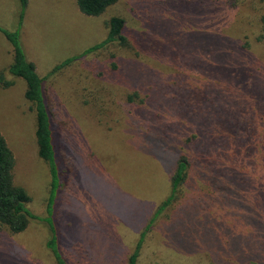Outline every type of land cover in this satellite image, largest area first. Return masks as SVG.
I'll return each mask as SVG.
<instances>
[{
	"label": "rangeland",
	"instance_id": "rangeland-1",
	"mask_svg": "<svg viewBox=\"0 0 264 264\" xmlns=\"http://www.w3.org/2000/svg\"><path fill=\"white\" fill-rule=\"evenodd\" d=\"M143 1L120 0L102 15L87 17L74 0H30L19 24L18 0H0V27L18 32L39 75L75 59L45 82L60 144L82 159L68 185L59 180L54 197H61L56 224L67 264H123L137 244L139 264L148 262L146 255L149 264H264L258 251L249 260L250 250L264 244V231L244 214L264 202L251 205L253 195L243 190L237 195L245 200L240 208L227 204L211 182L221 183L225 173L234 176L241 164L243 172L258 176L253 181L264 183L263 153L241 157L245 145L234 139L251 135L249 124L252 136L258 134L255 116L264 117V0H203L211 15L196 0L174 5L166 0L163 20L148 35H143L149 28L143 25L149 20ZM116 16L126 19L133 48L110 44L85 53L106 39L108 22ZM222 22L227 29L233 23L234 33L219 31ZM245 42L250 43L237 53L235 45ZM11 62V45L0 33V133L14 155V184L30 197L23 207L30 220L26 230L13 235L0 229V264H55L45 248L52 175L37 155L34 113L24 81L8 72ZM218 63L230 69L229 81ZM253 64L247 71L259 80L250 92V85L241 88L236 80ZM140 84L153 92L142 115L132 116L128 108H137L134 100L126 103V95ZM227 85L235 99L230 110L223 99ZM184 92L195 107L180 99ZM242 102L250 114L244 119L236 114ZM187 134L196 136L191 150L184 146ZM210 137L218 147L206 150ZM185 152L192 162L187 181L176 202L154 216L169 195L175 154ZM202 167L209 177L214 174L211 179ZM244 193L249 196L241 197ZM55 210L54 203L53 215Z\"/></svg>",
	"mask_w": 264,
	"mask_h": 264
},
{
	"label": "trees",
	"instance_id": "trees-1",
	"mask_svg": "<svg viewBox=\"0 0 264 264\" xmlns=\"http://www.w3.org/2000/svg\"><path fill=\"white\" fill-rule=\"evenodd\" d=\"M29 1L30 0H18L20 7L19 24L22 23V20L24 18V12L29 4ZM74 1L80 14L87 17H98L102 15L105 11H107L109 8L115 6L120 0H74ZM167 1L168 2L171 1V4L174 5L176 4L177 1L180 0H167ZM196 1L199 2V8L204 9L205 14L211 15L212 11L207 6L206 2H204L203 0H196ZM143 2L144 4H146V7L143 8L144 11L142 12L148 14L147 19H149L147 22H144L143 24L144 26L149 27L148 29H146V32L143 33V35H148L150 34V31L152 32V29L156 27L157 22L161 21L164 12L163 9L166 8L165 5L167 2L166 0H155L153 1V3L150 2V0H144ZM218 21L220 23L221 21L220 18H218ZM232 25L233 23H231L227 29V23L222 22V25H219V31H225L226 36L230 33H234L232 31ZM128 30L129 29L127 27V22L124 17L122 16L112 17L108 22V32L106 39L94 45L93 47L85 51V53H90L91 51L104 48L110 44H115L118 45L119 47L132 49L134 46L132 44L133 39L131 42L129 36L130 31ZM0 33L8 41V43L11 45L12 48V62L8 67V72L10 75L22 79L25 83L24 97L30 103L31 109L35 117L34 137L37 146V155L43 162H45L49 166L52 175V181L49 187V191H50L48 196L49 198L46 204L47 214H48L47 217H49L51 221L48 222L47 224L49 230V237L45 243V248L50 252L55 264H67L63 251L60 248L58 229H57L58 226L56 224V213L58 212L59 209V203L61 197H57V199H55L54 197L57 192L59 180L60 182L67 183L68 185L69 184L68 182H70L74 174L78 172L82 159L80 157L70 154L69 152L70 146L69 148H67L66 146L63 148L62 145L60 144L61 143L60 137L55 133L56 130L52 117L53 115L51 110V99L49 93L46 90L45 82L56 71L67 67L75 59L67 58L63 60L51 72H49L46 75V77H42L37 73L35 65L26 58L23 47L19 40L18 32L9 31L0 27ZM257 40L259 41V39ZM227 41L232 46L233 41L230 39H228ZM249 43L250 42H245V45L242 44V46L236 44L235 45L237 48L236 52L237 53L241 52L240 50L244 49L243 47H247ZM118 62L120 64L119 58L117 59L116 57L114 63H112L113 69L116 70L118 69L117 68V66H119ZM217 66H219L220 71H222L221 72L222 75L223 72L225 73V81L226 82L229 81L231 75L227 76V74L230 71V69H227L225 65L223 68V65H220V63H218ZM253 68H254V64L252 66H247V68H245L244 70V72H246L244 78L239 77V79L237 78L236 80V83L239 84L241 88L244 85L245 86L250 85V92L254 90L257 80H259V78L256 77V74H252L253 76H251L250 74L251 72L247 71L248 69H251L253 71ZM0 82L3 83L1 77H0ZM172 84L174 86H179L184 90L189 89V87L184 83H178V84L172 83ZM136 89H138V91H134L127 94L125 99L126 103L129 104H131L130 102L134 100V104L136 105L137 109L136 110L134 109L133 111L132 109L128 108L129 114L133 113L132 116L134 115L136 116L138 114L142 115L141 109L144 105L149 103L150 98L152 96L151 92H153V87L145 86L143 84H140ZM223 89L225 90L223 93L224 95L223 99L226 105V109L230 110V106H232V104L235 103V99L231 98L232 88L230 90V86L227 85L224 86ZM184 93L185 95H182L180 99L184 101L186 100L187 101L186 103L189 104L190 107H195L196 104L190 100V97H192V95L186 92ZM167 97L170 99L169 95L164 97V99H166ZM237 106L239 108L236 114L240 115L239 116L240 119H244L250 115L248 111L245 109L243 102L238 103ZM255 118H256L255 123L259 125L261 124L260 131L259 129H257L258 134L252 136L253 130H251L252 128L249 127L250 126L249 124L247 126V129L250 131L249 133H251V135H248L247 137L235 135L234 139H236V143L242 141L240 144L245 145L244 152L246 154L241 157L246 156L245 158H250L253 156L252 158L255 159V155H260L261 153H263L264 155V133H263L264 117L261 118V115L259 117L258 115H256ZM252 126H254V124H252ZM187 135L190 136L185 137L184 146L187 147V150H191L194 148L193 142L196 140V136L191 134H187ZM216 136H218L219 138V135ZM215 137L208 138V142L204 141L205 143H208V147L205 148L206 150H210V149H214L215 147H218L215 145ZM225 141H226V137H224L223 149H227L226 145H224ZM252 146H256L257 149L253 150ZM220 147H222V140ZM195 148L199 149L196 146ZM199 151L203 152L200 149ZM175 156L176 157L173 163L175 164L174 165L175 170L173 171V174L171 175V178L169 180V184H170L169 195L158 206L154 216L158 215V213L167 209V207H169L174 202H176V200L178 199L179 189L187 181L188 174L192 164L191 157L186 152L175 154ZM255 162L258 163V161ZM14 164H15L14 155L11 149L9 148L5 138L0 133V229H4L5 231L13 235L24 232L30 221L27 214L23 211V207L28 205V203L30 202V197L22 187L16 186L14 184V178H13ZM202 170H203L202 174L205 178L211 179V177H213L214 174H210L211 177H209L207 174V170L203 169V167ZM221 171L222 173L224 172L223 170ZM61 172L63 173V176L60 175L58 176V174ZM257 178L258 176L255 175L254 173H252V175L249 176L248 172H243L241 169V164H239L238 169L234 168V176H231V173L229 174L225 173L224 179L222 177L220 179L222 180L221 183L219 181L215 182L217 178H215L214 180L211 179V182L216 185L217 189L221 192V194H223V197H227V201H228L227 204H229V202L230 203L232 202L236 207H239L238 205L239 202L245 200L237 197L238 192L247 190V192L250 193V196L251 194L253 195L255 201L253 200L254 202L252 201L251 205L255 206L258 199H261L264 202V183L263 182L258 183L253 181ZM243 181L246 183H244ZM222 184H224L225 188H221ZM248 196L249 194L247 193L241 195V197H248ZM54 203L56 210H55V214L53 215L52 211H53ZM244 214L246 215L247 219L252 220V223L258 226L257 230L264 231L263 205L258 206L257 210H255L252 207H249V209L246 208V213L244 212ZM151 222L152 221L149 220V223L147 225H150ZM262 242H264V237ZM140 247L141 246L137 244V246L134 247V249L130 253H128L126 261L123 264H139V255L141 251ZM253 251H258L259 253L264 254V244L261 243L258 245V247L255 250L252 249L250 250L249 260L253 258L251 257ZM150 258H151L150 255H146L145 259L148 262H151ZM148 262L143 264H149Z\"/></svg>",
	"mask_w": 264,
	"mask_h": 264
}]
</instances>
